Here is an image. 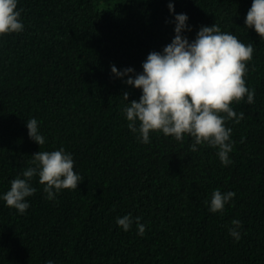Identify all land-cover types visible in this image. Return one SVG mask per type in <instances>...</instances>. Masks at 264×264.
Returning <instances> with one entry per match:
<instances>
[{
    "label": "trees",
    "instance_id": "trees-1",
    "mask_svg": "<svg viewBox=\"0 0 264 264\" xmlns=\"http://www.w3.org/2000/svg\"><path fill=\"white\" fill-rule=\"evenodd\" d=\"M172 2L189 17L190 40L215 23L253 43L244 79L254 103L232 102L244 117L225 122L232 163L206 144L192 151L190 136L150 132L141 143L127 127L123 108L141 91L110 66L141 72L148 53L171 42L169 0H18L23 30L0 35V193L31 154L60 147L83 180L49 200L34 176L24 214L0 200V264H264V39L244 23L252 0ZM31 117L43 145L28 136ZM216 188L235 196L213 213ZM128 213L141 217L143 235L135 222L116 224Z\"/></svg>",
    "mask_w": 264,
    "mask_h": 264
},
{
    "label": "clouds",
    "instance_id": "clouds-1",
    "mask_svg": "<svg viewBox=\"0 0 264 264\" xmlns=\"http://www.w3.org/2000/svg\"><path fill=\"white\" fill-rule=\"evenodd\" d=\"M18 0H0V35L18 33L24 28L21 20L22 9ZM173 14L174 36L161 51H151L142 61V71L136 72L131 66L118 69L110 66L115 77L141 91L139 99L128 101V92L123 97L128 104L123 113L127 127L141 143L150 142V132H162L182 140L186 135L193 142L192 151L198 145L206 144L217 150L222 165L232 163L229 153L233 148L232 128L226 121L239 123L243 112L237 113L232 102L246 100L254 103V91L246 85L244 76L248 71L247 62L253 55V43L245 44L231 32L221 31L217 24L202 25L195 38L189 39L186 32L192 30L187 23L186 13H175L174 3L167 5ZM246 28H253L264 39V0H252L244 20ZM126 77V79H124ZM28 136L38 145L46 138L40 132L35 117L26 119ZM31 166L22 169L10 181L6 192L0 193V200L7 206L24 214L30 203L26 199L36 192L32 178L37 176L49 200L55 199L62 189H76L83 179L74 170V159L63 147L51 151H37L33 154ZM235 192L212 191L207 201L210 212H222ZM136 223L137 233L143 235L146 225L141 217L131 213L116 218V224L128 231ZM241 221L233 219L228 233L235 240L241 238ZM45 264H55L49 259Z\"/></svg>",
    "mask_w": 264,
    "mask_h": 264
}]
</instances>
